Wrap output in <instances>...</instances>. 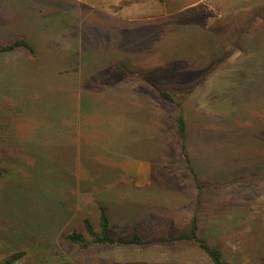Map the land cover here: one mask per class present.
Segmentation results:
<instances>
[{"label": "rangeland", "instance_id": "obj_1", "mask_svg": "<svg viewBox=\"0 0 264 264\" xmlns=\"http://www.w3.org/2000/svg\"><path fill=\"white\" fill-rule=\"evenodd\" d=\"M110 1L0 0V42L35 47L0 56V262L212 264L162 241L197 215L229 264H264V0ZM102 206L151 242L65 238Z\"/></svg>", "mask_w": 264, "mask_h": 264}, {"label": "trees", "instance_id": "obj_2", "mask_svg": "<svg viewBox=\"0 0 264 264\" xmlns=\"http://www.w3.org/2000/svg\"><path fill=\"white\" fill-rule=\"evenodd\" d=\"M25 49L28 52H35L34 45L24 36H19L11 39L8 42H0V56L6 53L15 52L18 49ZM262 82L249 83L245 86L246 90L252 88L253 90L259 89L258 87ZM159 94L162 99L168 102H175L174 97L166 90H159ZM176 131L181 140V148L185 156L189 170L192 172L194 179H197L190 157L186 149L187 140V121L183 113H179L176 117ZM5 138V137H4ZM5 169L0 168V177L4 174ZM200 187V186H199ZM200 195V194H199ZM83 225L85 232L72 230L65 234V238L78 244L81 248H88L90 245L98 244H124V245H143L151 242L150 240L143 239L139 233L135 232L129 237L114 236L110 231V221L107 215V211L102 206L100 213V231H96L94 225L89 218L83 219ZM198 216H193L189 225L180 230L176 235L162 239V241H174L182 243H191L197 246L205 255L211 260L213 264H229L225 259L222 250L209 243L208 239L202 236L199 232ZM25 254L24 250L15 251L2 259L0 264H13L15 261L21 259Z\"/></svg>", "mask_w": 264, "mask_h": 264}, {"label": "crops", "instance_id": "obj_3", "mask_svg": "<svg viewBox=\"0 0 264 264\" xmlns=\"http://www.w3.org/2000/svg\"><path fill=\"white\" fill-rule=\"evenodd\" d=\"M117 1H119V3L120 2H124V1H130V0H117ZM117 1H114V2H117ZM110 2H112V4H118V3H114L113 1H110ZM139 174H142V175H144L145 176V178H144V180H142V182H147V178H146V176H147V174H146V171H144V172H139ZM134 183V185L135 186H139L140 184H142V183H140V182H137V184H136V182L134 181L133 182ZM133 191H136V190H133ZM137 191H139V192H141V191H147V190H137ZM207 256V255H206ZM208 257V256H207ZM209 259V258H208ZM210 260V259H209ZM211 261V260H210ZM213 264V263H212Z\"/></svg>", "mask_w": 264, "mask_h": 264}]
</instances>
